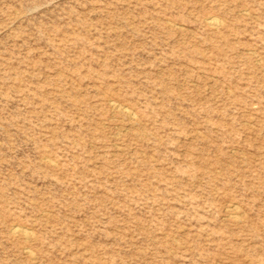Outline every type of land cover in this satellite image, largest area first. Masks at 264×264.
<instances>
[{
	"label": "rangeland",
	"instance_id": "1",
	"mask_svg": "<svg viewBox=\"0 0 264 264\" xmlns=\"http://www.w3.org/2000/svg\"><path fill=\"white\" fill-rule=\"evenodd\" d=\"M0 264H264V0H0Z\"/></svg>",
	"mask_w": 264,
	"mask_h": 264
},
{
	"label": "bare ground",
	"instance_id": "2",
	"mask_svg": "<svg viewBox=\"0 0 264 264\" xmlns=\"http://www.w3.org/2000/svg\"><path fill=\"white\" fill-rule=\"evenodd\" d=\"M217 19V18H216ZM209 21V20H208ZM211 23H214V24H216V25H218L217 23H219L218 21H216V20H212V22ZM213 24V25H214ZM219 26V25H218ZM17 228V227H16ZM17 231H19V230H17Z\"/></svg>",
	"mask_w": 264,
	"mask_h": 264
}]
</instances>
